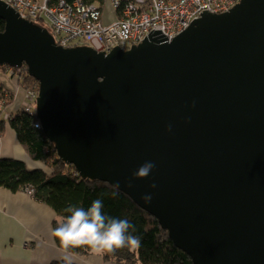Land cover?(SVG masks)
<instances>
[{
	"label": "water",
	"instance_id": "obj_1",
	"mask_svg": "<svg viewBox=\"0 0 264 264\" xmlns=\"http://www.w3.org/2000/svg\"><path fill=\"white\" fill-rule=\"evenodd\" d=\"M0 18V65L38 80L35 115L59 158L129 194L193 264H264V0L107 53L56 45L3 0Z\"/></svg>",
	"mask_w": 264,
	"mask_h": 264
},
{
	"label": "trees",
	"instance_id": "obj_2",
	"mask_svg": "<svg viewBox=\"0 0 264 264\" xmlns=\"http://www.w3.org/2000/svg\"><path fill=\"white\" fill-rule=\"evenodd\" d=\"M103 1L83 0V2L98 3L101 7ZM34 23L39 25L37 22ZM39 26L42 27L41 24ZM4 27L5 21L0 18V30ZM0 71L11 81L17 80L23 93L26 91L34 96L37 94L38 80L28 73L24 64L21 67L0 65ZM13 96L14 89L8 88L0 81V134L6 131V127L13 130L17 141L27 151L29 158L42 163L48 170L29 169L17 158L2 156L0 186L14 191L30 190L36 201L52 208L58 217L52 222L53 230L64 223L71 214L65 211L69 206L87 210L94 200L101 199L104 205L102 212L112 218L129 220L135 226V232L132 234L138 236L141 241L137 249L122 248L112 253H104L103 258L110 260L112 264H193L190 256L173 244L167 231L162 229L157 219L134 202L129 194L107 181L82 178L73 164H68L59 158L53 142L47 139L41 129L39 119L35 115V103H32V108L26 111L22 106H13ZM53 239L55 244L63 249L54 235ZM68 251L73 254H86L90 249L76 247ZM50 264H66V262L53 260Z\"/></svg>",
	"mask_w": 264,
	"mask_h": 264
},
{
	"label": "built area",
	"instance_id": "obj_3",
	"mask_svg": "<svg viewBox=\"0 0 264 264\" xmlns=\"http://www.w3.org/2000/svg\"><path fill=\"white\" fill-rule=\"evenodd\" d=\"M19 17L41 24L61 47L77 44L96 51L121 50L144 39L170 41L203 13L227 12L241 0H109L114 19L104 22L103 6L83 0H3ZM21 104L29 111L36 95ZM27 193L31 194L28 190Z\"/></svg>",
	"mask_w": 264,
	"mask_h": 264
},
{
	"label": "crops",
	"instance_id": "obj_4",
	"mask_svg": "<svg viewBox=\"0 0 264 264\" xmlns=\"http://www.w3.org/2000/svg\"><path fill=\"white\" fill-rule=\"evenodd\" d=\"M5 130L0 134V157L10 156L32 166L13 130ZM57 218L52 208L25 190L0 186V264H50L65 262V257L70 264H112L103 254H73L59 248L52 228Z\"/></svg>",
	"mask_w": 264,
	"mask_h": 264
},
{
	"label": "clouds",
	"instance_id": "obj_5",
	"mask_svg": "<svg viewBox=\"0 0 264 264\" xmlns=\"http://www.w3.org/2000/svg\"><path fill=\"white\" fill-rule=\"evenodd\" d=\"M192 106H195V102ZM171 130L172 126L168 125L167 131ZM154 167V163L145 162L133 173L132 180L147 178ZM127 187H133L131 180L128 181ZM150 187L155 188L156 185L151 184ZM142 199L149 204L152 196L146 194ZM103 207V201L98 198L87 210L74 206L65 209L71 214L64 223L53 230V235L66 252L76 247H87L93 254L112 253L122 248H139L140 238L132 234L135 232V226L127 219L106 216L102 212ZM65 262L70 264L68 257H65Z\"/></svg>",
	"mask_w": 264,
	"mask_h": 264
},
{
	"label": "rangeland",
	"instance_id": "obj_6",
	"mask_svg": "<svg viewBox=\"0 0 264 264\" xmlns=\"http://www.w3.org/2000/svg\"><path fill=\"white\" fill-rule=\"evenodd\" d=\"M103 13L105 15L104 17V22H109L110 20L114 19V15L112 14V10H111V6L109 4V0H104L103 1ZM0 81H2L4 83L5 86H7L8 88H13L14 89V105L13 106H21V104H23L22 102L25 100V94L27 93L26 91H22V89L20 88L21 85L18 84L17 80H13L12 81L7 77V75H5L2 71H0ZM31 160V159H30ZM32 161V160H31ZM34 164L40 163V162H35L32 161ZM40 165L43 167V169L48 170V168L43 165L42 163H40ZM28 168L32 167V166H28L26 165Z\"/></svg>",
	"mask_w": 264,
	"mask_h": 264
}]
</instances>
